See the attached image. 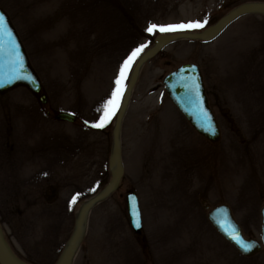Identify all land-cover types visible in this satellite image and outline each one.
Here are the masks:
<instances>
[{
  "label": "rangeland",
  "instance_id": "obj_1",
  "mask_svg": "<svg viewBox=\"0 0 264 264\" xmlns=\"http://www.w3.org/2000/svg\"><path fill=\"white\" fill-rule=\"evenodd\" d=\"M250 2L264 0H0L47 98L40 105L38 96L24 87L0 95V189L13 182V174L18 183L24 176L37 177L50 161L60 177L33 188L29 182L24 198L22 191L12 194L19 203L9 212L10 201H0V223L8 237L13 234L15 246L25 238L26 260L49 263L50 252L60 248L74 227L75 209L109 180L116 116L102 130L88 125L98 119L97 108L110 96L130 52L147 43L145 52L158 35L172 34L149 36V24L207 19L201 32ZM186 63L200 66L221 130L216 144L193 131L164 91L162 78ZM61 112L75 116V122L55 121ZM255 129L259 135L253 137ZM119 149L124 169L120 187L88 213V240L95 241L99 234L112 242L110 259L119 257L116 264H123L124 253V264L146 263L141 261L146 248L131 245L134 241L127 235L128 191L139 197L152 264H167L170 256L171 264H264V251L246 258L215 238L205 217L208 208L226 202L245 232L260 238L264 16L239 18L213 42H173L148 60L120 124ZM74 196L77 205L71 203ZM55 198L64 208L45 213L43 203ZM217 248L222 252L216 253ZM19 254L23 256L20 249Z\"/></svg>",
  "mask_w": 264,
  "mask_h": 264
},
{
  "label": "water",
  "instance_id": "obj_2",
  "mask_svg": "<svg viewBox=\"0 0 264 264\" xmlns=\"http://www.w3.org/2000/svg\"><path fill=\"white\" fill-rule=\"evenodd\" d=\"M250 13H264V4H257V3H250V4H244L241 5L234 10H232L228 15H226L224 18H222L218 23H216L214 26L208 28L202 33H184V34H175V35H163L159 36L154 40V45L152 48H150L148 51H146L138 60L136 63L134 70L131 74L130 80L127 85V89L125 92V96L121 103V108L118 111L115 127L113 131V151L111 154V157L109 159V169L111 170V179L109 183L106 185L105 189L96 195L94 198H92L88 203L83 205L82 210L79 214V219L77 221L76 229L72 235V238L70 242L68 243L67 247L63 251L62 255L60 256L59 260L56 264H70L71 258L73 256V252L75 250V246L77 243V240L80 235V226L81 222L83 220L84 214L89 210V208L95 204L98 201H101L108 197L117 187L119 184V180L122 176V167H121V160L119 156V145H118V132H119V123L121 120V117L126 109L127 103L129 101L130 92L133 88V85L136 81L137 73L141 67V65L151 57H153L159 50H161L165 45L168 43L179 40V39H190V40H202V41H210L214 39L228 24H230L232 21L237 19L238 17L250 14ZM0 16H3L5 18V21L7 22L8 28L12 31L13 36L16 39V43L19 45V50L21 56L24 58V73L22 75L29 76L30 79H22V80H15L11 83H0V93L7 91L11 88H14L18 85H23L30 89L34 93H38L40 91V83L35 76V74L30 69L27 59L25 57V54L23 52V49L19 43V40L13 31V29L10 27V24L4 15V13L0 10ZM193 67L195 68V71H192ZM181 77L185 79H190L191 77L198 78V81L201 85L200 88V94L203 102L204 109L208 112L209 117L211 118V126L209 127L207 124L203 123V117L199 113L198 109L195 107V105L190 102L189 100V94L186 92L185 89L181 88L179 86V81L181 80ZM163 85L165 87L166 93L168 94V97L170 101L176 106V108L184 115V117L188 120L190 125L194 128V130L204 138H206L209 142L215 143L219 139V131L216 126L214 117L209 110L207 106V100L204 94V87L202 84L201 75L199 73V70L194 65H183L179 67L176 71L168 74L163 79ZM40 101L42 103L46 102V98L44 96L40 97ZM56 119L73 122L74 118L70 115L61 113L56 116ZM127 210L128 215L130 219V225L135 233H139L141 230V226L137 227L135 223V213H139V209L137 206L136 197L133 194L127 195ZM261 217H262V226H261V242L264 246V208L261 210ZM208 220L212 224V226L215 228V230L232 246H234L242 255L244 256H251L254 253L260 251V245L253 241V240H245L242 236V238L245 241L253 242L256 246L250 251V252H243L238 245L234 243L228 236L225 235L224 231L220 227L222 223L231 222L234 223L237 228L240 231L239 226L235 223V221L232 219L230 211L225 206H219L213 211H211L208 215ZM241 233V231H240ZM242 235V234H241ZM0 263L1 264H26L19 260L11 251L10 247L8 246L7 242L4 239L3 232L0 228Z\"/></svg>",
  "mask_w": 264,
  "mask_h": 264
},
{
  "label": "snow or ice",
  "instance_id": "obj_3",
  "mask_svg": "<svg viewBox=\"0 0 264 264\" xmlns=\"http://www.w3.org/2000/svg\"><path fill=\"white\" fill-rule=\"evenodd\" d=\"M207 19L203 21H190L188 23L157 25L149 24L146 28V32L149 36L155 35L157 32L160 34L165 33H194L200 29L205 28ZM148 44H140L135 47L130 54L123 60L119 67L117 76L113 81V89L110 96L103 102L102 106L97 108L99 117L95 122L90 123L88 126L102 130L107 127L113 117L117 115V112L121 108V102L125 96L127 89V81L129 79V73L133 70V65L136 64L137 59L141 56ZM24 58L20 54L19 45L16 43V39L13 36L12 31L8 28L7 22L3 16H0V83H11L15 80L30 79L29 76L22 75L24 73ZM192 71H195L193 67ZM179 86L186 90L189 94V100L198 109L199 113L203 117V123L211 126V118L208 112L203 107V102L200 94L201 85L198 78L191 77L185 79L181 77L178 82ZM85 123H88L87 121ZM94 190V189H93ZM77 197L72 198L71 203L75 204ZM135 223L137 227L141 226V220L139 213H135ZM225 235L228 236L243 252H250L256 245L253 242L245 241L242 235L234 223L227 222L220 225Z\"/></svg>",
  "mask_w": 264,
  "mask_h": 264
},
{
  "label": "flooded vegetation",
  "instance_id": "obj_4",
  "mask_svg": "<svg viewBox=\"0 0 264 264\" xmlns=\"http://www.w3.org/2000/svg\"><path fill=\"white\" fill-rule=\"evenodd\" d=\"M50 185V184H49ZM48 185V186H49ZM50 188L49 189H54L55 190V187H52V186H49ZM58 196V195H57ZM25 197V194L23 195V198ZM35 199H36V197H34ZM58 202V198H55L51 203H50V205H56V203ZM11 204H13L14 203V199H12L11 200V202H10ZM12 205H8V212H9V209H10V207H11ZM8 212L7 213H4V214H8ZM2 225V224H1ZM14 233V232H13ZM5 237H6V239L8 240V242L10 243V245L13 247V250H14V252L17 254V256H19L21 259H23L24 261L26 260L25 259V239H22V242H21V245L19 244V245H14V244H12V239H14V236H13V234L10 236V237H8L7 235H5ZM19 238H21V236L19 235ZM11 241V242H10ZM19 249L22 251V254H23V256H21L20 254H19ZM57 251L58 250H55V252H50V254L51 253H57ZM27 262H31V261H28V260H26ZM85 262H86V259H84V260H82V264H85ZM32 263V262H31Z\"/></svg>",
  "mask_w": 264,
  "mask_h": 264
}]
</instances>
